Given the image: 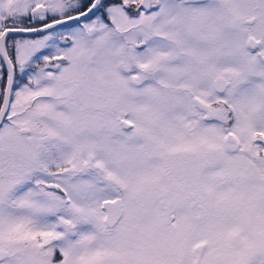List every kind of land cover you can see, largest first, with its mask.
<instances>
[{
  "label": "snow or ice",
  "instance_id": "1",
  "mask_svg": "<svg viewBox=\"0 0 264 264\" xmlns=\"http://www.w3.org/2000/svg\"><path fill=\"white\" fill-rule=\"evenodd\" d=\"M0 264H264V0H0Z\"/></svg>",
  "mask_w": 264,
  "mask_h": 264
}]
</instances>
